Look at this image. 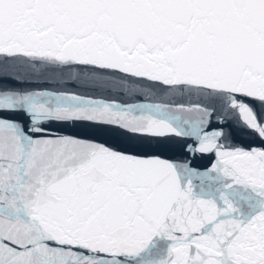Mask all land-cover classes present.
<instances>
[{"label":"snow or ice","instance_id":"6c2138e0","mask_svg":"<svg viewBox=\"0 0 264 264\" xmlns=\"http://www.w3.org/2000/svg\"><path fill=\"white\" fill-rule=\"evenodd\" d=\"M0 264H264V0H0Z\"/></svg>","mask_w":264,"mask_h":264}]
</instances>
